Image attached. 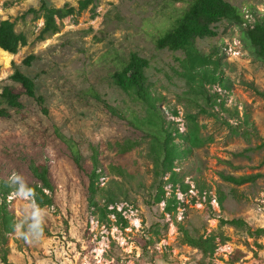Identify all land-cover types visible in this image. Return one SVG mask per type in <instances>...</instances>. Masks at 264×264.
<instances>
[{
	"label": "rangeland",
	"instance_id": "1",
	"mask_svg": "<svg viewBox=\"0 0 264 264\" xmlns=\"http://www.w3.org/2000/svg\"><path fill=\"white\" fill-rule=\"evenodd\" d=\"M79 1L48 0V4L77 6ZM192 1L98 0L80 16L60 23L57 34L40 41L43 20L30 13L39 9V0H0V21L15 22L16 32L28 38V46L18 55L0 49V95L5 87L19 89L7 79L15 62L35 81L49 112L45 115L34 100L22 95L26 111L0 118V179L13 188L8 196H17L9 203L8 196L0 195V201L7 198L15 221L11 234H0V259L7 252L8 264H264V236L248 231L264 230V97L251 88L264 92V67L243 43L242 28L227 21L215 26L217 37L197 40L189 50L214 60L219 50L222 82H195L185 52L158 50L155 37L172 30L175 25L168 26ZM225 1L244 18L251 9L264 14V0ZM233 39L241 41V57L230 61L225 45ZM132 53L149 63L145 75L160 96L158 116L146 117L139 104H132L111 84L110 73ZM30 55L36 56L32 65H20ZM90 90L110 108L132 106L141 114L139 126L131 127L113 115ZM227 98L232 106H227ZM162 126L182 148L189 146L183 137L196 126L201 145L175 162V172L190 189L167 183L165 199L156 203L158 150L149 134L161 136ZM72 143L83 151L85 170L74 163ZM7 149L22 150L25 159L48 166L53 191L44 192L52 205H39L27 186L36 181L28 171L29 161L3 155ZM94 150L102 172L95 195L89 189ZM221 174L263 177L236 186ZM169 178L167 174L163 181ZM203 185L206 189L201 191ZM217 189L225 196L222 207ZM101 190L112 191L115 202L108 204L110 196ZM21 191L29 197L20 196ZM91 196L97 207L90 204ZM173 199L176 209L168 212V201ZM99 208L107 210L106 217ZM233 220L244 225L223 223ZM211 239L213 254L207 246Z\"/></svg>",
	"mask_w": 264,
	"mask_h": 264
},
{
	"label": "trees",
	"instance_id": "2",
	"mask_svg": "<svg viewBox=\"0 0 264 264\" xmlns=\"http://www.w3.org/2000/svg\"><path fill=\"white\" fill-rule=\"evenodd\" d=\"M98 0H80L77 6H72L67 3L62 7H54L48 4V0H39L40 7L38 10H30V13L36 15L37 20H43V27L40 31L39 40L44 41L46 36L51 34H57L59 32V24L68 18H75L80 16L82 13L87 11L91 6H95ZM249 13L254 16L255 22L253 23V29L243 28L244 23H248L243 12H241L236 6H233L225 0H193L189 5L188 9L168 27H173L172 30L168 31L164 36L154 39V44L158 50H169L172 52L183 51L187 54L185 60L186 66L192 74V78L195 82L216 84L222 82L223 74L218 70L221 65V59H211L210 56H200L198 53H189L190 49L194 48V44L197 40L212 39L217 37L215 26L222 22L227 21L233 23L236 26L242 28V41L245 46L251 52L254 60L260 62L264 67V14L259 13L256 9L249 10ZM15 22L11 20L0 21V49L10 55H18L21 49L28 46V38L23 33H17ZM167 28V27H166ZM36 60L35 55H30L25 58L20 65L30 67ZM14 69L7 79L17 85V88L5 87L2 94L0 95V118L6 119L11 115L20 114L26 111V107L23 104L22 95L27 96L29 99L34 100L41 111L48 115V110L45 108V98L38 95L36 92V84L33 79L25 75L19 70V65L12 62ZM149 63L147 60L141 58L136 53L129 55L126 62L120 63L116 66V70L111 72L109 78L111 84L116 88L123 91L132 104H139L141 106L140 111H145L146 117L152 118L158 116V109L156 103L160 102V96L156 95L154 90L151 89L148 79L145 75V71L148 68ZM198 78V79H197ZM224 87H228L227 85ZM229 88V87H228ZM253 91L261 97H264V92L260 91L256 86H251ZM18 90V91H17ZM89 94L96 98L98 101L104 104V106L113 113V115L122 118L127 121L131 127L139 126L141 122L139 112L131 107H126L123 110H117L110 108L109 104L101 99V97L95 93L94 90H90ZM213 105L214 103L210 102ZM216 103V102H215ZM223 107V105H221ZM225 111H229L224 108ZM236 112H238L236 110ZM143 118V117H142ZM196 126L191 128V134L183 137L179 134L176 129L178 136L183 137L189 144L187 148H182L178 143L174 142L172 134L169 133V129L161 127L159 129L160 135L152 134L153 136V147L154 150H158L156 155V166H155V177L159 184L158 190L159 195L156 197V203H160L165 199L164 185L167 183H173L174 185L181 184L185 190H189L190 187L185 185V179L178 173L175 172V162H182L191 153V150L201 145V139L198 136V131L195 129ZM72 154L73 160L77 168L82 171L85 170L83 165L84 154L81 151V147L77 143H72L69 147ZM3 155L13 154L17 161H29L28 171L34 177V183L28 184V188L34 192L36 200L41 206H50L53 204L52 198L45 194V190L53 191V185L51 182L50 171L48 166L38 167L35 160H27L23 157L24 152L22 150H4ZM101 164L97 158V152L94 150L91 155V172L89 189L91 194L98 193L95 186L96 182L102 176L100 170ZM170 174L168 181H163V178ZM221 177L227 183L241 186L256 179L263 177L262 174L244 175L235 177L232 175L225 176L221 174ZM201 191L206 189L205 185L199 187ZM13 188L9 182L0 179V195L6 197L12 192ZM106 193L110 196L108 204H113L116 200L115 196L110 194V190H101V193ZM218 200L221 207L225 196L220 189H217ZM4 197L3 201H0V234L4 237L11 234L15 229V221L9 211V206ZM90 204L97 207L94 197L91 196ZM176 200L168 201L167 210L171 212V209H176ZM99 212L102 217L107 216V210L99 208ZM118 214L117 211H113ZM119 220L123 222V219L118 214ZM236 227H242L244 222L242 220H233L231 222H223ZM251 236L261 237L264 236V230L259 229L255 232L248 230ZM152 244L153 242H149ZM210 253H214L215 245L213 240H209L207 243ZM3 264H8L7 252L4 253L3 258L0 259Z\"/></svg>",
	"mask_w": 264,
	"mask_h": 264
},
{
	"label": "built area",
	"instance_id": "3",
	"mask_svg": "<svg viewBox=\"0 0 264 264\" xmlns=\"http://www.w3.org/2000/svg\"><path fill=\"white\" fill-rule=\"evenodd\" d=\"M245 19L247 20L248 23H244L243 26L247 29H253V20H254V16L250 15V14H246ZM241 41H238L237 39H233L231 42H227L225 45V51H226V56L228 57V60L230 61H234V60H238L241 57ZM216 91L220 94L223 93V91L220 88H216ZM228 105L227 106H232L231 104L233 103V101L231 99H226ZM14 196V197H13ZM20 196L28 198L29 195L27 192H23L21 191ZM8 198V200H7ZM6 198L7 201H12L15 198H17L16 194H13L11 196H8ZM8 203V202H7ZM213 204H216V200H213Z\"/></svg>",
	"mask_w": 264,
	"mask_h": 264
}]
</instances>
